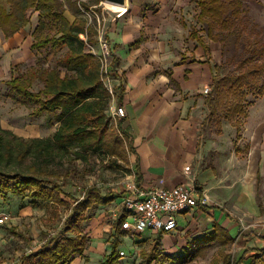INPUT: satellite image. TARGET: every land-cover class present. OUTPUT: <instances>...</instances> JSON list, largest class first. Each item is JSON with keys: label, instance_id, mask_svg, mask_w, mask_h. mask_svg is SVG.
<instances>
[{"label": "crops", "instance_id": "crops-1", "mask_svg": "<svg viewBox=\"0 0 264 264\" xmlns=\"http://www.w3.org/2000/svg\"><path fill=\"white\" fill-rule=\"evenodd\" d=\"M242 1L264 10V0ZM63 3L70 22L85 17L73 7L81 11L80 3L86 8L88 2ZM105 4L102 1L98 6H88L91 11L95 7L106 12ZM127 7L128 11L116 19H108L104 11L102 15L116 88L122 92L116 104L126 111V116L118 120L131 143L127 160H121L131 170L129 193L113 196L102 192L110 201L98 207L110 205L113 217L117 206L138 191L194 186L200 199L198 206L176 216V230L156 233L170 236L167 244L158 241L157 253L169 264H250L253 256L264 249V95L249 108L240 129L223 120L221 134L208 132L206 88L212 85L216 66L223 63V47L220 42L208 40L203 32L200 34L205 37L207 49L189 37L196 25L192 12L199 7L197 1L128 0ZM34 17L33 30L39 12ZM29 24L8 40L13 42L18 34H27ZM27 212H21L22 216ZM179 218L185 227L179 224ZM14 222L13 217L7 225ZM96 225L98 231L103 229L97 222L86 230L96 229ZM5 226L0 227V239ZM115 231L120 232L115 239L129 238L121 228ZM143 234L146 243L132 247L141 263L142 252H149L157 241L147 237L158 236L147 231ZM86 236L89 245L84 254L64 264H101L111 254L115 239L100 257L104 242L98 234L94 238ZM118 250L119 255L124 251ZM124 252L118 264L128 259L129 254ZM14 262L19 264L21 260Z\"/></svg>", "mask_w": 264, "mask_h": 264}, {"label": "trees", "instance_id": "trees-1", "mask_svg": "<svg viewBox=\"0 0 264 264\" xmlns=\"http://www.w3.org/2000/svg\"><path fill=\"white\" fill-rule=\"evenodd\" d=\"M102 1L92 0V3L98 6ZM195 1L200 8L197 19L202 31L208 40L222 44L223 55L228 38L233 39L235 46L243 47V56L232 57V62L236 64L234 71L225 74V63L216 66L217 74L206 97L209 108L207 119L216 121L218 134L222 133V118L240 129L238 118L247 115V96L264 95V40L254 38L249 32L245 20L248 5L244 1ZM73 8L79 15L82 14L78 7ZM31 10L39 12L32 49L41 51L49 47L66 46L68 53L61 62L67 70H78L82 66L83 70L75 77L68 73L62 76L59 69L36 65L24 75L13 77L7 82L17 96L37 105L33 112L35 117L60 110L61 123L53 137L44 139L19 137L0 123V197L5 198L9 194L22 197L28 193L33 197V203L41 200L57 209L62 207L69 211L61 231L45 241L37 251L22 256L19 263L64 264L74 256L84 254L89 238L84 234L82 225L91 216L95 206L108 204L110 200L103 196L97 185H92L84 190L81 198L74 199V203L66 201L63 195L71 196L53 179L48 167L50 161L58 150L65 151L72 160H81L86 164L90 154L98 151L116 161L127 160L131 143L121 127L122 122L114 120L111 112L109 115L107 113L112 98L103 87L99 58L93 52L85 51L87 44H97L96 24L82 16L70 22L65 15L66 7L59 0H0V29L7 39L30 23L28 12ZM54 26H58L57 36L51 34ZM200 32L196 26L192 27L189 37L207 49L205 37ZM37 80L44 82L45 86L39 92H34L30 87ZM121 94L116 88L118 101H121ZM31 152L43 157L45 168L32 164L28 174L12 170V164H22ZM54 212L58 214V211ZM120 226L121 221L117 223V228ZM121 243L119 238L115 239L111 254L101 264H118V247ZM158 244L156 241L149 252H142L141 264L157 261ZM250 264H264V249L253 256Z\"/></svg>", "mask_w": 264, "mask_h": 264}, {"label": "rangeland", "instance_id": "rangeland-1", "mask_svg": "<svg viewBox=\"0 0 264 264\" xmlns=\"http://www.w3.org/2000/svg\"><path fill=\"white\" fill-rule=\"evenodd\" d=\"M90 3L93 4L92 0L86 3V5ZM84 9L85 12H82V15L85 16L90 23L96 24L97 26L99 31L97 40L99 41L100 37L105 36L104 15H102L104 10L101 11L98 8H94L91 11L89 8L85 7ZM104 9H106V12H104L110 20L116 19L120 15L107 6V4H105ZM94 11H96V13ZM199 12L200 8L194 7L192 16L196 17V28L203 32L202 25L197 21ZM35 14L36 12L33 10L28 12L31 22L28 26L29 30H25L27 34H24V32L18 34L17 39H14L13 42L8 40L0 29V123L5 129L25 139H44L53 137L61 123L59 121L61 111L58 110L50 114L45 113L40 117H35L33 112L36 110L37 105L17 96L7 85V82L13 77L24 75L30 67L36 65L42 68L59 69L62 76L68 73L72 77H75L83 70V66L78 70H67L65 65L61 62L62 58L68 53V48L66 46L57 48L49 47L41 51L32 49L33 32L35 30V28L33 30L32 27V19L34 23ZM245 20L251 35L263 41L264 10L260 9L259 6L249 5L247 7ZM51 34L53 36L58 35V26L51 28ZM204 36L207 37L206 34ZM81 37L83 39V36ZM98 41L97 44H94L97 53L101 51ZM226 43L227 44L224 46L225 53L223 55V63H225L223 73L225 74L235 70L236 64L232 62V57H241L244 54L243 47L239 45L235 46L233 39L228 38ZM85 51L92 52L88 45H86ZM85 63L89 64L90 61H85ZM44 86V82L37 80L31 85L30 90L39 92ZM103 87L107 91L105 85ZM259 97L260 96L257 95L247 96L245 101V108L247 111ZM111 106L112 103H110V109L108 108L107 110L108 115L111 112ZM246 116L247 115L238 118L240 127ZM223 120L227 119L222 118V121ZM206 123L205 128L208 132L216 133L218 131L216 121L209 118ZM54 157L55 158L50 161L48 167L51 169V173L54 177L53 179L59 182L66 193L71 196L67 197L63 195L65 200L70 203H74V199L81 198L84 190L92 185H97L104 194L113 196L126 195V193H129L127 189L129 188L131 170L129 165L123 163L121 160L116 161L101 151L91 153L90 160L87 164L81 160H72L73 158L62 150H58V152L54 154ZM32 164H37L40 168H45L46 166L43 157H38L35 153L31 152L22 164H12V170L28 174L29 166ZM56 175H58V177ZM30 205L38 210L33 211ZM109 207L110 205L104 207L95 206L91 210V216H89L88 220L82 225V228L85 230L88 229L92 223L98 222L99 225H103V229L100 231H98L99 226L96 225V229L86 230L87 233H85L86 235H91L93 238L95 234H98V238L104 242V252L101 253L100 257H103L109 251L114 239L118 237L120 233L118 232L117 234L115 231L117 225L115 220L111 217L113 213L109 211ZM56 209V206H50L48 203L41 200L33 203V197L28 193L22 197H16L10 194L5 198L0 197V212L11 214L15 220L14 224L6 225L2 229L0 264H16L14 262L16 259L20 261L23 255L30 254L36 249H39L45 241L55 237L63 228L65 219L69 214V211L62 207ZM22 210L25 212L28 211L25 216H22ZM119 210H121L120 205L117 206V211ZM54 211H58V214L56 215ZM94 217L96 218L94 219ZM178 221L182 226H186V223L182 222L183 220H181V218H179ZM147 232H149V234L153 233V235L156 234L151 230H147ZM144 236V234H140L135 237L129 236V238L122 239V244L119 245V249L122 248L129 254L128 259L124 261L123 264H141L138 252H134L133 250L135 248L132 249V247L145 244L146 242L143 240ZM141 239L143 240L142 243L140 242L142 241ZM147 239H157V241L167 244V240L170 239V236L164 234L162 236L158 235L156 238L147 237ZM138 248L139 247H137V249ZM155 264L169 263L158 254V259ZM197 264L206 263L198 262Z\"/></svg>", "mask_w": 264, "mask_h": 264}, {"label": "built area", "instance_id": "built-area-1", "mask_svg": "<svg viewBox=\"0 0 264 264\" xmlns=\"http://www.w3.org/2000/svg\"><path fill=\"white\" fill-rule=\"evenodd\" d=\"M93 8L95 7H92V10ZM80 9L85 12L81 3ZM83 39L86 40V37ZM87 45L100 60L102 81L112 98L111 116L114 120L122 119L126 116V111L124 107L116 104V79L109 59L106 39L103 36L99 38L98 45L101 50L99 53L95 51L94 45ZM209 92L210 88L208 87L206 93ZM197 192V188L190 185L153 188L147 192L138 191V194L129 195L124 199L121 210L116 211L112 218L115 221H121V230L131 237L147 230L159 234L170 233L178 228L177 215L189 212L198 206L200 199ZM12 219L11 214L0 212V227L10 223ZM125 255L124 251L120 252L121 257Z\"/></svg>", "mask_w": 264, "mask_h": 264}, {"label": "water", "instance_id": "water-1", "mask_svg": "<svg viewBox=\"0 0 264 264\" xmlns=\"http://www.w3.org/2000/svg\"><path fill=\"white\" fill-rule=\"evenodd\" d=\"M106 4L117 5L120 7H126L128 5V0H104Z\"/></svg>", "mask_w": 264, "mask_h": 264}, {"label": "bare ground", "instance_id": "bare-ground-1", "mask_svg": "<svg viewBox=\"0 0 264 264\" xmlns=\"http://www.w3.org/2000/svg\"><path fill=\"white\" fill-rule=\"evenodd\" d=\"M111 9L115 10L116 12L119 13H126L128 11V7H120L117 5H112V4H107Z\"/></svg>", "mask_w": 264, "mask_h": 264}]
</instances>
